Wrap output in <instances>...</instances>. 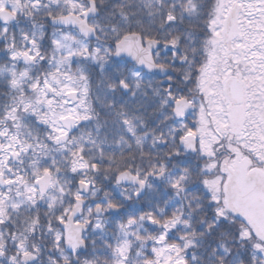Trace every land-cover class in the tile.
Returning <instances> with one entry per match:
<instances>
[{"label":"snow or ice","instance_id":"1","mask_svg":"<svg viewBox=\"0 0 264 264\" xmlns=\"http://www.w3.org/2000/svg\"><path fill=\"white\" fill-rule=\"evenodd\" d=\"M0 264H264V0H0Z\"/></svg>","mask_w":264,"mask_h":264}]
</instances>
